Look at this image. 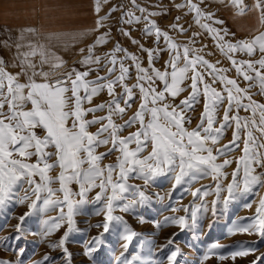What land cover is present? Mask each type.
<instances>
[{
    "label": "snow or ice",
    "instance_id": "6c2138e0",
    "mask_svg": "<svg viewBox=\"0 0 264 264\" xmlns=\"http://www.w3.org/2000/svg\"><path fill=\"white\" fill-rule=\"evenodd\" d=\"M220 2L236 15L256 11L258 24L264 26V0H254L251 8L244 0ZM107 3L109 0H96L94 11L99 18L94 21L93 31L106 30L94 43L79 48L80 59L71 67L58 49L68 51L82 42L80 32L42 31L35 26H21L0 33V210L9 203H27L29 211L19 217L21 222L34 212L47 215L49 211H58L57 216L43 221V236L65 227L63 235L50 247L62 250L65 264H72L67 242L79 231L76 217L86 206L100 204L96 214L102 213L104 219L94 227L103 231L84 242L85 256L94 259V254L105 244L104 234L123 225V251L116 259L118 264H134L141 257L133 255L129 259L126 253L138 233L114 213L117 210L134 212L151 203L153 195L163 201V196L149 194L147 188L157 177L168 176L173 181L172 191L182 186L185 193L191 194L193 202L182 209L172 208L171 211L183 210L186 215L167 216L163 224L155 222L157 228L171 224L184 230L190 222L196 223L198 214L207 211L209 196L214 197L211 203L215 212L221 199L227 205L253 195L259 197L255 214L242 218L244 222L233 221L229 235L257 234L264 239V195L261 194L264 190V102L255 99L264 97V32L250 39H235L223 20L193 0L174 5L176 9L193 13L195 23L212 37L230 62V67L222 68L217 67L219 62L211 63L201 55V49L190 46L196 43L200 33H193L189 42L181 45L151 19L169 15L168 10L149 11L137 0H128L131 7L114 5L108 14L99 16L102 5ZM115 12L120 13L116 18L117 34L131 39L137 52L146 54L148 67L144 66L141 55L130 53L119 41L110 52L96 55L97 48L111 38V26L105 21ZM175 20L177 23L172 28L187 32L178 24L180 17ZM141 23L145 24L143 35L153 38L154 48L145 47L131 36V26ZM123 24L129 28L120 26ZM161 40L164 47L160 46ZM165 52L169 58L164 70L155 68L154 63ZM237 54L248 59H238ZM132 68L135 82L129 83L133 80ZM233 69L235 78L228 75ZM102 70H106L105 75H99ZM92 73L97 74L95 79L89 78ZM187 80L190 84L185 87ZM217 83L222 85L221 90L214 87ZM188 89V96L177 103ZM105 91L110 99L94 104V98ZM201 97L203 110L195 127H190L193 118L189 112L195 111L194 106ZM137 98V110L124 119ZM220 109H223L222 117H219ZM105 111L106 115H96ZM241 111L247 115L241 116ZM117 118L123 123H117ZM93 126H98L95 132L90 130ZM133 126H138L134 132L121 135L124 129ZM230 129L231 139L223 144ZM102 147L106 150L99 151ZM237 151L240 155L233 156ZM113 155L115 162L103 163ZM233 164L235 167L229 173L227 169ZM56 169L58 174L51 175ZM207 178L213 183L191 189L194 183ZM136 179L142 180L143 185L129 183ZM54 184L59 187L54 188ZM72 185H77L78 190ZM95 189L99 191L90 200L89 194ZM225 192L227 195H223ZM253 203L256 201L244 207L251 208ZM20 230L21 225H17L16 239L21 238ZM173 244L174 238H170L162 249ZM221 247L224 246L218 242L212 244L204 259L216 256L220 261L229 258L235 261L256 251L238 247L228 254H220L217 249ZM24 251L18 250L17 261L0 258V264H22L19 258ZM179 255L178 247L170 250L167 264H178ZM48 259L47 255L43 257L44 264ZM261 259L264 256L257 257L253 264H259Z\"/></svg>",
    "mask_w": 264,
    "mask_h": 264
},
{
    "label": "rangeland",
    "instance_id": "374dc122",
    "mask_svg": "<svg viewBox=\"0 0 264 264\" xmlns=\"http://www.w3.org/2000/svg\"><path fill=\"white\" fill-rule=\"evenodd\" d=\"M185 0H137V3L141 6L149 8V11H160L161 8L166 9L170 12L169 15H157L151 17L152 20L156 21L162 30L168 31L172 40L178 44H186L192 37L193 33H200L196 37V43L190 45L196 49H201V55H204L209 62L217 64V67L228 68L230 62L221 54L219 49L216 47L215 41L212 37L205 32L199 25L195 23L194 14L188 13L187 9H176L174 5L183 4ZM193 2L200 4V6L208 12L214 13L215 16L225 22L226 28L230 33L235 34V39L252 38L255 35L264 32V26L258 24V13L256 11H249L245 15H236L234 10L230 7H212L205 0L200 3V0H193ZM245 4L251 8L254 0H245ZM124 4L128 7V0H109V3L102 5V10L99 16H104L109 13L110 9L114 5ZM159 5V7H153ZM136 15H140L139 12ZM76 16H80L79 12ZM120 16L119 12L111 14V17L105 21L107 25L111 26V38L105 45H101L96 50V55L103 56L105 53L110 52L114 44L119 41L121 45L128 49L130 53H137L141 55L144 60V66L148 67V61L146 54L138 53L137 46L132 44L131 39L117 34L116 18ZM180 17L178 21L179 25H182L187 29V32L181 33L179 29H173L172 24L177 23L175 17ZM77 18V17H76ZM75 20V19H74ZM209 21L202 20V23ZM210 23V22H209ZM125 29H128L127 24L120 25ZM215 27H220L214 25ZM145 27L144 23L133 24L131 26V36L139 39L145 47H155L153 38L144 36L142 29ZM106 29H100L96 35L99 36ZM95 37V38H96ZM95 38L89 43L92 44ZM231 38V37H229ZM88 44V45H89ZM87 46V45H86ZM85 46V48H86ZM161 47H164V42L161 40ZM208 52H212L213 55H206ZM87 54V53H85ZM122 55V54H117ZM162 59L154 63L155 68L164 70L165 61L169 58L167 52L162 53ZM236 58L248 59L246 55L237 54ZM258 58V57H257ZM80 59V56L78 57ZM76 60H70L67 65L71 67ZM126 64H130V61H126ZM76 67H80L78 64ZM170 70V69H169ZM133 80L129 83H134L135 69L132 68ZM106 70L99 72V75H105ZM96 73L90 75V79H95ZM230 77L235 78L234 69L228 73ZM190 84V80L185 81V87ZM214 87L217 90H221L222 85L215 84ZM117 91L121 89L117 88ZM190 89L183 92L177 99L179 103L180 99H184L188 96ZM137 92V97H138ZM107 92H103L100 96L94 98L93 103H101L109 100ZM255 99L264 102V97L256 96ZM203 98L201 97L200 102L197 103L194 108V112H189V115L193 118L190 127H195L198 122V118L203 110ZM87 106V105H86ZM139 106V99L133 103L132 108L128 110L127 115L124 119L131 116ZM96 115H106L105 112H99ZM223 109L219 111V117H222ZM241 116L247 115V113L241 111ZM91 118V116H89ZM117 123H123V120L117 118ZM96 127L93 126L90 130L95 132ZM136 127L126 128L123 130L121 135L127 136L129 133L134 132ZM232 131L228 130L225 134V138L222 141L223 144H227L231 139ZM135 145H132L134 147ZM242 146V145H241ZM105 148H100L99 151H105ZM147 155V151L144 153ZM240 152H234L233 156H239ZM115 162V155L110 156L104 160V164ZM235 167L233 164L227 171L230 173ZM59 172V169L54 170L51 175L55 176ZM131 184L143 185V181L129 180ZM213 183L210 178L202 179L191 186L192 190L200 187L202 184ZM173 181L168 176H160L147 188L149 194H159L163 196V201L156 199L153 195V201L147 206L139 207L134 212H121L117 210L114 214L122 216L127 225L138 233L128 249L126 255L131 259V256L136 255L141 257L140 261L134 262V264H167V255L170 250L178 247L181 250V255L178 256V264H253V261L257 260V257L264 256V239H261L257 234H234L229 235V229L232 227L233 221H242V218L251 217L255 214V208L258 203L259 197L248 195L244 198L238 199L235 202H230L225 205L223 199L217 202L215 212L212 210L213 196L206 198L207 200V211H201L198 214L196 223L189 224V227L181 230L179 227L168 224L166 226L157 228V221L163 224L164 218L167 216H182L186 215L183 210L178 212L171 211L172 208H181L183 206L190 205L193 202V197L190 193H185L182 186H178L175 191H172ZM54 188H58V184L53 185ZM74 190H78L77 185H72ZM99 189L93 190L89 194V199H93L96 192ZM261 194L264 195V190H261ZM20 195L24 193L21 191ZM223 195H227L225 192ZM57 196L62 194L57 193ZM34 199V197H33ZM251 208L244 207L245 204L252 202ZM197 204L200 201H196ZM101 208L100 204L86 206L82 214L76 217V226L79 229L78 232L72 234L67 242V247L72 253V264H118L117 257L120 256L123 251L121 245L124 241L121 239V232L123 225H117L115 228L104 234L105 244L100 250L94 254V259L90 260L85 256V241L90 240L94 236H98L103 229L94 227L98 223H102L104 217L101 213L97 215V211ZM27 203L16 204L9 203L3 210H0V258L17 261V253L20 248L25 249L20 261L22 264H33L34 261L41 262L44 264L43 257L47 255L49 257L46 264H65V257L60 249H53L50 247L51 243H54L60 239L65 231V227H62L59 231L53 233L50 236H43L44 224L43 221L49 217H55L58 215V211H49L47 215L40 213H33L27 216L23 222L19 220L20 216H23L28 212ZM244 222V221H242ZM17 225H21L19 231L20 239H16L17 236ZM174 238V244L169 247L163 248L168 239ZM218 242L223 245L217 249L220 254H228L232 251L237 250L238 247L254 248L256 251L246 257H237L235 261L231 258L220 261L216 256H210L208 259H204L205 253L208 251L210 246ZM259 264H264V259L259 261Z\"/></svg>",
    "mask_w": 264,
    "mask_h": 264
},
{
    "label": "crops",
    "instance_id": "0c3cea01",
    "mask_svg": "<svg viewBox=\"0 0 264 264\" xmlns=\"http://www.w3.org/2000/svg\"><path fill=\"white\" fill-rule=\"evenodd\" d=\"M205 1L212 7H224L220 0ZM95 3L96 0H0V33L21 26H35L42 31L80 32L82 42L68 51L58 49L68 63L78 59L79 48L88 45L98 33L93 31L94 21L99 18L94 11ZM78 12L80 16H76Z\"/></svg>",
    "mask_w": 264,
    "mask_h": 264
}]
</instances>
